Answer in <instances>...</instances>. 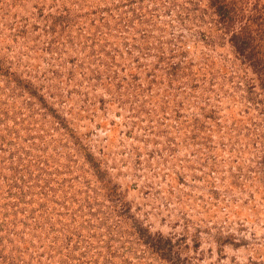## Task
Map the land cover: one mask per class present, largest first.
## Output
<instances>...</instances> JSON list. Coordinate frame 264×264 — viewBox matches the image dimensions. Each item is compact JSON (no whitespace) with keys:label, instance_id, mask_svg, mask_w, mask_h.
<instances>
[{"label":"rangeland","instance_id":"rangeland-1","mask_svg":"<svg viewBox=\"0 0 264 264\" xmlns=\"http://www.w3.org/2000/svg\"><path fill=\"white\" fill-rule=\"evenodd\" d=\"M0 264H264V0H0Z\"/></svg>","mask_w":264,"mask_h":264}]
</instances>
